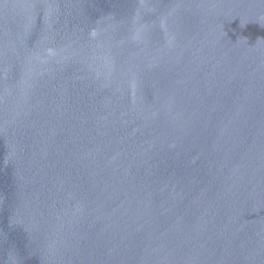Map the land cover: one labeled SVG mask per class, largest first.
I'll use <instances>...</instances> for the list:
<instances>
[{"label":"water","instance_id":"obj_1","mask_svg":"<svg viewBox=\"0 0 264 264\" xmlns=\"http://www.w3.org/2000/svg\"><path fill=\"white\" fill-rule=\"evenodd\" d=\"M0 264H264V0H0Z\"/></svg>","mask_w":264,"mask_h":264}]
</instances>
